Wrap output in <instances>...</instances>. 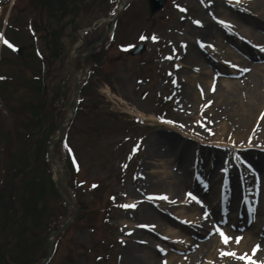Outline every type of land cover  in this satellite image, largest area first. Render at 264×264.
<instances>
[{
  "label": "rangeland",
  "instance_id": "1",
  "mask_svg": "<svg viewBox=\"0 0 264 264\" xmlns=\"http://www.w3.org/2000/svg\"><path fill=\"white\" fill-rule=\"evenodd\" d=\"M50 1L43 8L40 0H0V33L5 25V39L16 46L2 45L0 37V77H3L0 79V207L7 172L14 171L15 178L38 166L44 156L45 142L49 137L52 141L59 139L57 126L70 117L74 107L78 108L74 119L64 127L65 143L53 150L59 171L53 164L49 171L44 167L47 174L41 177L39 192L34 194L42 217L40 222L33 223L34 227L25 221V226L38 230L34 237L28 236L30 253L23 256L26 262L10 256L8 263L40 261L41 264L50 255L45 264H124L125 261L133 264L132 255L127 254L137 241L138 246L146 247L143 249L146 252L157 254L158 264L164 261L167 264H230L233 257H221L220 250L232 251L236 243L233 239L224 245L215 231L217 225L232 237H242L239 244L246 245L243 253L251 255L252 247L260 244L263 255L259 260H264L261 239L264 235H258L264 234V211L257 210L256 206L255 218L249 223L248 208L243 207L248 191L254 199H264V136L253 124L233 129L230 120L218 116L216 105V97L225 86L240 82L239 78L227 76L229 71L242 69V76H250L255 65L264 64V58L252 61V52L242 49L244 56L227 43L235 35L218 23L221 19L228 23L238 21L244 9L231 7L224 0L211 3L168 0L165 8L151 17L147 0H128L117 26L111 30L120 0ZM177 4L187 11H181ZM204 10L221 13L215 20L218 27L215 26L214 33V29L211 32L203 29L205 21L201 13ZM248 12L251 15V10ZM6 19H10L8 25ZM196 20L201 25L194 23ZM258 31L263 37L259 26ZM106 34L110 37L107 36L109 40L102 46L104 54L88 59L90 52L98 51V40ZM153 35L158 39L152 40ZM141 36L146 39H140ZM201 43L205 46L201 47ZM139 44L146 46L145 51L131 56L129 52ZM190 48L204 63L197 67L186 64L196 71L179 67L188 61L183 56L189 54ZM231 57L237 61L245 58V64L238 68L240 62L231 61ZM245 68L250 71L245 72ZM205 73L210 74L203 76ZM197 80L202 83L196 84V92L205 97L190 109L189 104L194 103L183 100L186 94L183 88L187 87L186 83L193 88V81ZM246 98L245 95L241 99L247 101ZM41 110L49 116L39 125L42 121L38 119L43 114L37 115ZM37 130L41 132L39 137L35 136ZM173 136L181 144L169 147L156 142ZM182 144L190 145L183 154L186 165L193 166L189 179L178 181L182 205L170 208L167 200H164L167 206L158 198L149 201V195H163L167 178L177 176L171 166H179L181 151L177 147ZM151 151L159 156L151 159ZM259 160L263 161L262 166L255 165ZM14 166H28V169H17L16 173ZM252 167L259 174L247 188V170ZM65 168L69 174L64 193L60 190ZM223 168L228 171L223 172ZM233 173L239 175L238 195L231 194L224 182L235 180ZM196 183L201 184L209 197V226L200 227L204 212L191 209L197 202L187 194L192 192L201 197L194 189ZM168 193L173 194V190L168 188ZM64 194L76 207L63 204ZM126 203H136L137 207H121ZM145 206L155 217L164 211L174 225L181 226L176 221L190 232L182 234L172 225L169 229L170 220L165 217L167 222L161 221L157 229L140 227L147 221L141 219ZM179 216L183 220H177ZM49 219L51 228L46 226ZM68 219L70 222L64 230L62 227ZM237 224L241 228H236ZM12 226L5 232L1 230L3 243L4 235L11 232ZM18 230L16 225L14 233ZM142 236L148 238L142 239ZM183 239L185 243L187 239L194 240L199 247L185 252ZM51 242L52 251L49 250ZM157 245L166 251L161 252ZM12 247L13 254H19L18 244ZM0 264H3L1 260Z\"/></svg>",
  "mask_w": 264,
  "mask_h": 264
},
{
  "label": "bare ground",
  "instance_id": "2",
  "mask_svg": "<svg viewBox=\"0 0 264 264\" xmlns=\"http://www.w3.org/2000/svg\"><path fill=\"white\" fill-rule=\"evenodd\" d=\"M126 1L127 0H123V2H126ZM224 1L226 3H228V5L231 7L235 6L241 10L244 9L242 14H241L242 17L241 18L239 17L238 21L229 22V24L231 26L230 27L231 33L238 34L239 36H237V39L234 38V40L231 41V42H235V43H231L229 41H227V43L232 44V45H236L238 47H243L245 50H247V52H252L251 60L252 61L255 60L258 62L260 60V58H264V55H262V54L258 55L257 53H254L252 51V48L250 47V45L256 44V45L264 46V34L262 37L259 33H256V31H253V30L250 31L249 26L251 24H257L256 26L257 27L259 26L261 28V31L264 33V0H240L239 3H237V0H224ZM226 3H225V5H226ZM248 10L249 11L251 10V13L253 11L254 12L257 11L256 12L257 17H254L252 14L250 15V12H248ZM204 11L205 12L201 13L203 15V20L205 21V25H204L203 29H205L204 31H209V32H211L210 31L211 29H214L212 32V33H214L216 30V27H218V26L215 22L216 19H214L213 17L215 16L216 18H218V16L221 15V13H218L217 11H213V12L208 11V10H204ZM242 37H243V39H242ZM242 40L245 42H242ZM249 41H251V43H249ZM201 49L202 48L199 49L200 53L202 52ZM194 52H195L194 49L190 48L189 54H186L183 56L188 61H183V64L179 65V67H182V68H184L183 70H185V69H189L188 66H186V64L194 66V67H197L199 64L204 66V63H202L203 61L201 60L202 61L201 62L200 59H197V57H196L197 55L194 56L195 54H197V52H195V53ZM230 60L233 62L237 61L232 57L230 58ZM244 64H245V62L242 61V63L240 64V66L238 68H241ZM189 70L196 71V68L195 69L192 68ZM241 71H242V69H238L237 71H233V73L229 71L227 76L236 77L235 79L239 78L240 82L237 85H235V83L232 82L231 84L228 85V87L225 86L223 92H220L221 95H218V97H216L218 116H220L222 118H226L227 121L230 120L231 126L233 129H235V128L242 129L243 127H245V128L250 127V125L253 124L252 127L256 130L258 129L260 134L264 136V120L260 119V114L262 112H264V65L263 66L255 65L254 71L251 74H249L250 76H248V75L247 76H240V74H242ZM207 74H210V73H207ZM207 74L205 73L203 76H206ZM199 81L202 83L201 80L193 81V85H194L193 88H192V86L190 87V83H186L187 87L183 88V90L186 92V94H183L184 99L183 98L182 99L183 100L188 99L189 102L193 101V103H194L191 105L189 104L190 109L195 108V106H197L196 104L205 97V95H200L196 92V84ZM223 84H224V82L221 83V85H223ZM232 84H234V87L232 86ZM181 85H183V84H181ZM238 86H240V89ZM235 87L237 88L236 91L234 89ZM187 90H189V91H187ZM208 93H209V95H214V94H211L210 92H208ZM238 94H239V96H238ZM245 95L247 96V98H246L247 101L245 99H241V98L245 97ZM238 97L240 99H238ZM210 98H212V96H210ZM185 106H187V105L185 104ZM156 142L157 143H165L169 147L173 146V145L175 146V144H177V143L181 144L179 138L174 137V136L173 137H167V138L162 137V138H159ZM180 146L177 147L178 152L181 151L180 152L181 153V156H180L181 159H179V162H178L179 166H171L172 173L175 172V174H177V176L173 175V178H171V179L167 178L168 180H166V181H168V182L165 183L167 185V187L165 186L166 189H162V191H164L163 195L168 196L167 203L170 204V205L165 204V201L163 200L162 205L163 204L165 206L168 205L170 208H178L180 205H182L181 195H180L181 188L178 186V181L180 179H187L188 180L190 177V175H188V173L191 172L190 168L193 167V166L186 165L185 157L183 154L184 152H186V149L190 147V145L185 144L181 147ZM201 150H202V148L198 149L197 153H199ZM151 153H152L151 159L159 156V154H154V152H152V151H151ZM255 165L256 166H262L263 161H261V160L255 161ZM194 169H196L195 166H194ZM258 174H259V172H257L256 169H254L253 167L247 170V178H248V184L246 185L247 188H248V185L256 179ZM238 177H239L238 174L233 173L232 179H235V180H233V181L227 180V183H226L227 190L229 192H232L231 194H234V195H238L240 193L239 186H238L239 184L237 182ZM166 181H163V182H166ZM193 185L194 184H190L189 187L191 188V187H193ZM176 187H177V189H176ZM168 188H170V191L173 190V194L168 193ZM194 189H196L197 193L201 196V197H199V200L202 201L203 203L202 204L201 203H197V204L195 203V206H192L191 209L195 210L197 208L200 212L207 211V209L210 208L208 194L204 192L203 187L199 183L195 184ZM245 197H247L248 202L246 203L245 199H244L243 200V207L248 208L249 205H255V206H257V210L260 209L261 211H264V199L263 198H258V199L255 198L254 199V195H252V193H250V191H248L246 193ZM240 200H241V197L239 198L238 203H240ZM257 201H258V203H257ZM143 210H145V211L142 212L141 219L147 220L145 222H142L143 224L155 225L154 229H157L159 224L161 223V221L167 222L166 219H169L170 221L167 222L169 229L172 228L171 227V225H172L174 228H178L182 234L190 232L189 228L186 229L187 227H185L184 225L173 220L175 223H177L181 226L174 225V223L171 221V218L168 215L164 214L165 213L164 211L159 212V216L155 217L154 213L151 212V209H149L147 206H145ZM182 216H185V214ZM182 216L176 217V219L177 220H183ZM164 217L166 219H164ZM197 219H199V217H197ZM143 220H141V221H143ZM209 224H210L209 215L207 218H205L204 214H202L200 216V222L198 225L200 227H205V226H209ZM236 228H241V224H237ZM141 232H144V231L141 230ZM192 232H194V230ZM195 233L199 234L201 237L204 236L202 232L197 231ZM144 234H146V233H144ZM246 234H247V236L251 237L249 232H247ZM169 235H170V237H173V238L176 237V234H169ZM258 235H264V234L261 233ZM147 236H149V235H147ZM141 238L147 239L148 237L142 236ZM258 239H259V237H258ZM261 239L263 240L262 246H264V238H261ZM255 241H256V239H255ZM181 243H182L183 250L185 252H190V250H192L194 248L196 249L197 247H199L197 245L196 241H194V240L191 241L190 239H187L186 243H185V240L183 239L181 241ZM149 244H152V241ZM133 247L134 248H130V252H128V254H127V255H132L131 260H132L133 264H158L157 263V254L155 252H153V253L148 252V251L146 252L145 250H143V249H146V247H141L140 244L138 246L137 241L135 242V245ZM245 248H246V245L236 244L232 250H234L238 255H241V254H244L243 250H245ZM170 253L172 254V250L169 251V254ZM250 254H251V252H250ZM262 255H263V253L260 251L258 253V255L256 256V258H254V259L259 260V257ZM230 262H231L230 264H246L243 260H239L236 258L231 259ZM124 264H131V263L125 261ZM194 264H198V262H194Z\"/></svg>",
  "mask_w": 264,
  "mask_h": 264
},
{
  "label": "trees",
  "instance_id": "3",
  "mask_svg": "<svg viewBox=\"0 0 264 264\" xmlns=\"http://www.w3.org/2000/svg\"><path fill=\"white\" fill-rule=\"evenodd\" d=\"M64 0L61 1V3ZM43 4V6H46ZM60 0H57V3H59ZM53 5V3L51 4ZM43 114V117H40L38 119V122L42 121L39 125L45 122V117L49 116L47 111L44 110V112H41L37 115ZM38 118V117H37ZM41 143V141H40ZM44 147V145H43ZM21 163V160H20ZM38 166H32V170L28 173H25L24 175L21 174L19 177H12L7 175L5 183L2 185V202L3 205L0 207V260L3 264H9L8 259L9 257H14L15 259H18L21 261V263H25L24 261V254L29 255L30 251V244L28 240V236H35L36 232L38 230H31L30 227L25 226V221L31 224V227H34L33 223L40 222L39 219H41L40 212L38 211V203H36L34 199V194H38L40 189V182L41 177L46 173L44 170V167L49 171V163L47 161L46 155L44 158L39 160V162L36 164ZM16 169V173L19 171L17 169L23 168V170H27L28 166H14ZM13 168V167H12ZM10 174L14 171L9 172ZM8 174V172H7ZM19 178V179H18ZM14 179V180H13ZM8 204V208H7ZM64 204V203H63ZM6 205V206H5ZM66 205V204H65ZM4 217V220L1 221V218ZM21 223L20 227L19 224ZM9 225H13L11 232H7L4 238V243L2 241L1 236V230L7 231L9 228ZM16 225L18 226V233H14L16 231ZM51 225V219L48 220L46 226L48 228ZM14 229V231H12ZM31 230V231H30ZM13 232V233H12ZM13 242V243H12ZM13 244H18L17 251L19 254L15 252L13 254ZM11 246L9 251L8 247ZM20 258V259H19ZM38 260V259H36ZM35 260V261H36ZM27 264H30L27 263Z\"/></svg>",
  "mask_w": 264,
  "mask_h": 264
},
{
  "label": "snow or ice",
  "instance_id": "4",
  "mask_svg": "<svg viewBox=\"0 0 264 264\" xmlns=\"http://www.w3.org/2000/svg\"><path fill=\"white\" fill-rule=\"evenodd\" d=\"M211 2H212V0H208V3H211ZM239 2H240V0H237V3H239ZM201 3H204V0H201ZM176 7H177V8H180L181 11H187V9L181 8V6H180L179 4H177ZM213 18L216 19L215 16H214ZM194 23H196L197 25H201L202 22H201L200 20H196V21H194ZM218 23H219L220 25H223V26L226 27V28H229V29H230V27H231L230 24H229L227 21L222 20V19H221V20H218ZM2 36H3V34L0 33V37H2ZM140 39H146V37L141 36ZM151 39H152V40H156V39H158V37H156L155 35H153V36L151 37ZM242 39H243V37H242ZM3 42H4V44L7 45L9 48H15V47H16L14 44L10 43L9 40H7V39H4ZM249 43H251V41H249ZM200 46H201V47H204L205 45H204L203 43H201ZM257 47H260L261 50L264 51V46L257 45ZM233 66L235 67V65H233ZM177 67H178V65H177ZM244 71L247 72V71H250V70L247 69V68H245ZM0 79H3V77H0ZM173 83H175V81H173ZM212 90L215 91V85H213ZM209 103H211V101H209ZM260 119L264 120V112H262V113L260 114ZM167 123H173V121H167ZM69 151H71V149H69ZM237 158L239 159V157H237ZM249 167H251V165H249ZM222 171H223V172H227L228 169H227V168H223ZM198 179H199V177H198ZM224 182L227 183V180H225ZM205 186H206V185H205ZM93 187H97V185H93ZM187 195L191 198V200H194V201H196L197 203H201V204L203 203V202L200 201L199 198H198L196 195H194L192 192H189ZM157 198H158V199H161V200H168V196H167V195H160V196H158V197L153 196V195H149V196L147 197V199H148L149 201H151V200H153V199H157ZM173 202H174V201H173ZM245 202H246V203L248 202V201H247V197H245ZM257 203H258V201H257ZM121 207H123V208H125V209H130V208H131V209H134V208L137 207V204H136V203H126V204L121 205ZM255 213H256V206H255V205H249V207H248V216H249L248 222H249V223H251L252 220L255 218ZM208 215H209V213H208L207 211H205V212H204V216H205V218H207ZM140 227H142V228L154 229V228H155V225H152V224H142V225H140ZM215 231L219 233V236H220V238H221V240H222V243H223L224 245H228L229 242L232 241L233 239H234V241H235L236 244H239L240 241H241V239H242V237H240V236L232 237V236L226 234V233L224 232V230H223L222 228H220L219 225L216 226ZM129 234H130V233H129ZM121 242L124 243L123 240H122ZM157 247L159 248V250H160L161 252H165V251H166L164 248L160 247L159 245H157ZM260 249H261V245H260V244L255 245V246L252 248L251 255H249L248 253H244V254L238 255L234 250H232V251H226V250H224V249H221V250H220V256H221V257H224V256H231V257H233V258H236V259H239V260L246 261V264H264V260L254 259L255 254H256L257 251L260 250ZM163 264H167V261H164Z\"/></svg>",
  "mask_w": 264,
  "mask_h": 264
},
{
  "label": "water",
  "instance_id": "5",
  "mask_svg": "<svg viewBox=\"0 0 264 264\" xmlns=\"http://www.w3.org/2000/svg\"><path fill=\"white\" fill-rule=\"evenodd\" d=\"M166 0H149L151 13L154 14L163 8ZM140 49L136 50L134 54L138 53Z\"/></svg>",
  "mask_w": 264,
  "mask_h": 264
}]
</instances>
